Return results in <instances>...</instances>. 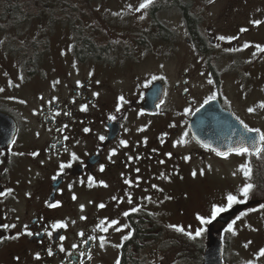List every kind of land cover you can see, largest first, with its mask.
<instances>
[{"label":"flooded vegetation","instance_id":"af4514ba","mask_svg":"<svg viewBox=\"0 0 264 264\" xmlns=\"http://www.w3.org/2000/svg\"><path fill=\"white\" fill-rule=\"evenodd\" d=\"M83 2L0 0V115L5 116L0 118L3 120L0 128L4 134L12 131L10 138L0 137V264H108L107 256L112 251L117 257L113 264L117 261L122 264L126 252L132 253L134 264H149L147 259L142 261L143 256L165 257L168 252L159 250L155 243L167 242L172 236L169 220L157 217L149 208L150 203L138 194V186L142 184L136 182L138 177L118 189L116 203L119 207L100 209V218H89L78 231L68 226L62 212L75 208L77 190L99 192L109 180L113 181L111 148L134 118H154L152 124L158 126L164 137L161 145L166 146L172 137L180 135V129L194 143L189 131L192 114L206 99L217 98L222 108L229 110L243 126L258 130L259 136L264 135V121L255 117L248 122L250 114L264 116V108L259 107L264 104V91L255 90L256 80L264 79V53L258 51L264 48V0H154L146 9H141L140 5L147 0H141L133 5L137 31L133 40L138 50L126 43L122 45L120 33H107L105 28L90 25V20L86 26L72 27L74 16L84 17L87 13L85 17H90V12L96 11L91 4L89 11L78 8ZM91 2L100 5L98 0ZM103 9L94 15L102 13ZM170 10L180 17L183 41L193 62L192 68H188L187 59L181 58L180 67L175 66V74L181 81L171 88L180 92V100L173 109H181V119L172 118L170 110L173 109L168 102L167 81L172 61L168 57L175 46V31L165 24ZM188 18L193 20L192 25L188 24ZM47 20L51 23L48 28ZM54 27L72 37L57 58L54 57ZM163 30L168 32L167 36L163 35ZM102 31L107 35L94 34ZM142 33L162 34L163 40L154 36L150 39L151 48ZM84 40L100 48L98 56L79 53ZM156 40L162 43V49L161 53L155 52V56L166 58H142L154 52ZM122 49L126 50V55L129 51L133 55L123 57ZM71 61L79 70L77 80L71 78ZM198 67L216 86H220L223 76H229L238 82V90L246 92L244 94L258 91L260 99L249 105L251 95H245L243 106L235 109L226 103L221 91L215 89L214 96L199 105L194 104L189 97L188 75ZM127 68L135 71L129 80L132 84L123 87L118 82ZM151 91L152 99L158 95L160 99L147 109V96ZM82 107L87 110L82 112ZM25 108L30 109L29 124L23 114ZM194 145L190 153L195 152L197 157L236 155L235 150L217 155L197 142ZM260 149L264 150V142ZM241 156L252 170L254 186L248 200L254 202L237 210L225 224L212 225V232L223 242V262L225 237L231 233L227 231L229 225L234 231L238 217L241 226L251 219L250 222L264 221V151L260 153L261 158L250 152ZM186 158L190 159V154H186ZM118 161L120 167L130 165L136 176L135 168L144 166L149 159L140 155L129 164L120 158ZM61 165L71 166L61 168ZM89 177L93 184L89 183ZM183 195L172 197L176 213L186 208ZM124 202L128 207L134 205L133 208H126ZM51 204H59V207H50ZM100 219L101 225L94 229V223ZM139 219L147 222L148 230L137 237L136 242L129 243ZM112 222L117 223L109 227ZM61 224L64 227L54 229ZM242 227L246 234L254 232L251 225ZM116 228L122 230L116 231ZM260 231L262 245L258 251L262 252L264 228ZM113 237H119L114 250L110 246ZM170 263L175 264V261L164 264Z\"/></svg>","mask_w":264,"mask_h":264},{"label":"rangeland","instance_id":"374dc122","mask_svg":"<svg viewBox=\"0 0 264 264\" xmlns=\"http://www.w3.org/2000/svg\"><path fill=\"white\" fill-rule=\"evenodd\" d=\"M83 1V6H78V8L89 11V4H91V8H95L96 11L104 8L103 12L96 15H94L96 11L90 12V17H85V15H88L87 13L84 14V17L82 15L78 17L74 16L75 18L73 17L71 20V22L73 21L72 27L78 25L82 27L86 26L90 20V25L105 28L107 33H120L122 45L126 43V46L138 50L137 43L133 40V36L137 32L133 22V5H136L141 0H98L100 5L97 2L96 4L92 3V0L90 2ZM170 14V17L165 18V24L175 31L173 39L175 46L172 47L170 56L168 57L172 61L171 72L167 81L169 85L168 102L171 103L170 106L173 109V106L177 105L175 103H178L180 100L178 97L180 92H174L171 88L174 83L181 81V77L175 74V66L180 67L181 58L187 59L188 68H192L191 63L193 62L191 60V52H189L188 46L183 41L185 36L180 17L173 10H170ZM50 25V20H47L45 26L48 28ZM94 34L98 37L99 35H107L103 31L94 32ZM80 36L83 37V35ZM154 36L163 40L162 34L142 33V38L149 45H151L150 39L154 38ZM71 39L72 37H70L69 33L64 32L61 28L54 27V57H59V52ZM150 47L153 48V44ZM161 49L162 43L156 40L154 43V52L151 54L148 53L142 58L146 56L147 60L166 58V56H155V52L161 53ZM122 51L123 57L133 55L129 53L131 51L127 55L125 53L126 50L122 49ZM67 57L70 59L69 56ZM71 63V78L77 80L78 75L76 72L78 71L79 73V70L73 66L72 61ZM134 71L131 68H127L122 72V77L118 83L123 87L130 86L132 82L129 80ZM188 76H190L188 77L189 97L193 99V103L196 105H199L207 97L214 96L215 89L220 90L226 103L235 109L243 106L245 95H251L249 105H252L260 99L258 97V91H251L250 93L247 92L248 94H244L246 92L238 90V82L229 76L222 77L219 83L220 86H216L212 79L206 77L200 67L190 72ZM210 80L211 83H209ZM255 90L264 91V79L256 80ZM239 110L241 112V109ZM170 111L172 118L181 119V109H173ZM23 114L26 117V123L29 124L31 122L30 109L25 108ZM239 115L242 116L243 114ZM261 115L250 114L248 122H251L252 118L254 119L255 117H258L259 121H264V116ZM153 121H155L154 118L147 119L138 117L134 118L131 124L124 127L123 132L110 152L111 154L115 152V155H111L113 172L110 177H113V181L109 180L108 183L104 184L106 185L104 186L105 188L99 192L83 190V193H81V191L77 190L79 196L75 200V208L72 210H62L65 215L64 220L68 223V226L78 231L79 227L88 223L89 218L92 219V217H95L99 219L101 216L99 210L102 209L99 206L104 205L103 209H115L119 207L118 203H116V199L120 194L118 189L125 185V181L134 182V178L138 177L136 182L142 183L138 186V194L144 196L146 201L150 203L149 208L157 217L169 220L168 225L173 228L170 230L172 236L167 242L160 240L155 243L159 250L165 249L166 251L164 253L168 252L165 257L146 258L143 256L141 257L142 261L147 259L149 264H164L167 261L170 262V260H174L175 264H201L202 253L206 247L207 224L202 225L198 217L201 219H210L214 208H223L229 205L227 200L229 195L235 196L237 199H243L239 195L241 189L247 183H251L254 186V179L252 176L251 179H246L243 172L239 171L248 163L244 156L229 155L226 156L227 158L219 159V157L215 158L212 155H199L197 157L195 152L190 153V151L195 149V142L193 143L189 135L188 137L184 135L185 133L183 134L182 129H180V135L172 137L173 139L169 144H166V146L161 145L164 143V137L161 135V130L158 126L152 124ZM141 129L145 130L140 131ZM181 138L185 141L183 145L178 143ZM124 144H127V147H124ZM174 145L176 146L174 147ZM149 151H154V153H148ZM186 154H190L191 158L186 160ZM116 155L118 158L128 162V164L132 159H136L140 155H146L149 161L144 166L140 165L135 168V173L137 174L135 176L132 174L133 171L130 165L127 167L119 166L118 158L115 157ZM194 172L196 173L195 176H193ZM201 173L203 174L201 175ZM177 195L184 196L182 201H185L184 205L186 206L183 211H177L178 214L174 212L176 207H174L172 200V197L174 198ZM133 206L128 207L125 203V207H128V209L133 208ZM238 218L234 221L236 227H234L233 232H235V235L231 232L225 237V264H264V255H261V252L258 251L262 245L259 241L260 229L264 228V221L258 220L250 222L251 219L247 223L244 222L242 226L251 225L254 227L252 234H246ZM101 220L94 223V229H97L101 225ZM176 228H181L184 231L177 232L175 230ZM202 229L203 231L200 237L195 239L190 238L195 235L196 231ZM185 233L188 235H185ZM118 239L119 237H113L110 242L113 250V246L119 242ZM114 254H116L114 251L108 254V264L115 263L117 257ZM180 259L181 261H179Z\"/></svg>","mask_w":264,"mask_h":264},{"label":"water","instance_id":"95a60500","mask_svg":"<svg viewBox=\"0 0 264 264\" xmlns=\"http://www.w3.org/2000/svg\"><path fill=\"white\" fill-rule=\"evenodd\" d=\"M155 90V89H154ZM153 90V92H154ZM152 91L147 96V109L158 102L160 95L152 99ZM1 117H5L0 115ZM3 120L0 119V122ZM190 132L192 137L202 146L223 154L238 147L253 148L248 141L255 137V146L261 147L258 132L248 133L245 128L228 110L222 109L217 99H210L198 107L190 118ZM12 131L4 134L0 128V137L10 138ZM250 202L229 207V211L217 214L213 222L225 223L240 208ZM212 222V223H213ZM211 224L207 230V247L203 253V264L222 263V242L211 232Z\"/></svg>","mask_w":264,"mask_h":264},{"label":"snow or ice","instance_id":"6c2138e0","mask_svg":"<svg viewBox=\"0 0 264 264\" xmlns=\"http://www.w3.org/2000/svg\"><path fill=\"white\" fill-rule=\"evenodd\" d=\"M153 3H154V0H147L146 3H143V4L140 5V8H141V9H146L149 5H151V4H153ZM139 10H140V9H137V11H139ZM241 31H245V29H242ZM218 39H223V37H219ZM245 47H248V45H245ZM240 50H241V49H236V51H240ZM258 51L264 53V48H259ZM57 83H58V82H57ZM209 83H211V80L209 81ZM0 91H2V89H0ZM120 99H121V101H123V98H122V97H121ZM259 107L264 108V104L259 105ZM80 110H81L82 112H84V111H86L87 109H86V107H82ZM117 111H119V108H117ZM249 111H253V110H252V109H249ZM57 114H58V113H57ZM109 119H112V117H110ZM65 127H67V126H65ZM144 130H145V129H141L140 131H144ZM85 131H87V129H86ZM246 131H247L248 133H253V132H256V131H258V130H253V129H250V128H249V129H246ZM185 135H187V133H185ZM65 139H67V137H65ZM101 139H103V138H101ZM259 141H260V142H264V135H260V136H259ZM255 142H256L255 137H253L251 140L248 141L249 145H251L252 148H253L251 154L257 156V158H261L260 153H261L262 151H264V150L260 149L259 147H256V146H255ZM122 143H123V142H122ZM178 143L181 144V145H183V144L185 143V141H184L183 138H181V140L178 141ZM124 146L127 147V144H124ZM175 146H176V145H174V147H175ZM235 154H236V155H245V154H249V147H245V146L238 147V148H236V150H235ZM111 155H115V152H113ZM217 155H220V153H217ZM169 158H171V157H169ZM225 158H227V157L225 156ZM185 159L187 160L188 158H185ZM161 163H163V161H161ZM70 166H71V165H61V168L70 167ZM100 170L103 171L104 169L101 168ZM239 171L243 172V174H244V176H245L246 179H251V172H252V170H251V167H250L249 165H245V166H244L242 169H240ZM202 174H203V173H201V175H202ZM195 175H196V173L194 172V173H193V176H195ZM54 179H55V178H54ZM125 182L128 183V181H125ZM89 183H90V184H93V183H94V182L92 181V178H91V177H89ZM104 186H106V185H104ZM252 190H253V185H252L251 183H247L246 186L243 187V188L241 189L240 193H239V195L242 196L244 199L240 200V199H237L235 196L229 195V196L227 197V200H228V202H229V206L234 205V204H244V203H246V202L248 201L249 194L252 192ZM73 199H75V197H73ZM129 202H131V197H129ZM49 206H50V207H53V208H56V207H59V204H51V205H49ZM99 207L103 208L104 205H100ZM262 207H264V206H262ZM81 210H83V209H81ZM227 211H229V208H228V207H225V208H214V209H213V213H212V219H201V218H199V217H198V219L201 220V224H202V225L211 224V223L213 222V220L216 219L217 214H219V213H221V212H227ZM125 215H128V214H125ZM244 215H247V213H245ZM82 219H83V217H82ZM238 219H239V218H238ZM115 223H117V222H112V224H109V227H112ZM4 227L7 228L8 226L5 225ZM62 227H64V225H62V224H61V225H56V226H54V229H55V228H62ZM101 230L106 232L108 229H107V228H101ZM121 230H122V229H120V228H116V231H121ZM175 230H176L177 232H183V231H184V230L181 229V228H176ZM202 231H203V229H202V230H199V231H196V232H195V235L192 236V237H190V238L195 239V238H197V237H200V236L202 235ZM227 231H228V232H232V234L235 235V232H233V229H232V225H229ZM28 235H31V233H28ZM49 235H51V233H49ZM185 235H188V234L185 233ZM61 239H63V237H61ZM124 239L127 240V239H129V237H125ZM103 243H104V242H103V240H102V241H101V246H102V247H103ZM61 251H63V249H61ZM49 255H51V252H49ZM261 255H264V251L261 252ZM117 264H119V261H117Z\"/></svg>","mask_w":264,"mask_h":264},{"label":"trees","instance_id":"16d2710c","mask_svg":"<svg viewBox=\"0 0 264 264\" xmlns=\"http://www.w3.org/2000/svg\"><path fill=\"white\" fill-rule=\"evenodd\" d=\"M188 24L189 25L193 24V20L191 18H188ZM163 35L167 36L168 32L163 30ZM99 52H100V48H98L96 45H94L93 43H91L88 40H84V42L80 45L79 53L81 55L91 53V54H94V55L98 56ZM260 166L263 167V163ZM258 173H260V171ZM259 180H261V182H262L261 176L259 177ZM147 230H148L147 222L139 219L138 222H136L134 224V233H133L132 238L130 239L129 243L130 242H136V238L141 236V235H143ZM125 249H126V245H124V251H126ZM132 257H133L132 253H130V252L127 253L126 252V255L124 254L123 263L122 264H134L135 261H134V259ZM199 260H201V259H199Z\"/></svg>","mask_w":264,"mask_h":264},{"label":"bare ground","instance_id":"6f19581e","mask_svg":"<svg viewBox=\"0 0 264 264\" xmlns=\"http://www.w3.org/2000/svg\"><path fill=\"white\" fill-rule=\"evenodd\" d=\"M13 6V5H12ZM104 50V49H103Z\"/></svg>","mask_w":264,"mask_h":264}]
</instances>
